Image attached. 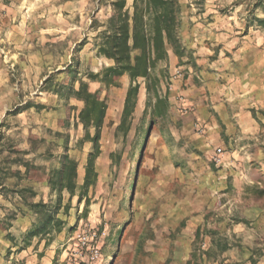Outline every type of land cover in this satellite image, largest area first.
<instances>
[{
	"label": "rangeland",
	"instance_id": "rangeland-1",
	"mask_svg": "<svg viewBox=\"0 0 264 264\" xmlns=\"http://www.w3.org/2000/svg\"><path fill=\"white\" fill-rule=\"evenodd\" d=\"M112 2L0 9V264H127L130 246L187 258L174 264H264V0H176L179 54L166 46L150 73L168 113L151 124L138 79L126 134L128 77L90 79L113 65L98 54ZM80 83L106 106L87 190ZM65 157L72 194L54 178Z\"/></svg>",
	"mask_w": 264,
	"mask_h": 264
},
{
	"label": "trees",
	"instance_id": "trees-1",
	"mask_svg": "<svg viewBox=\"0 0 264 264\" xmlns=\"http://www.w3.org/2000/svg\"><path fill=\"white\" fill-rule=\"evenodd\" d=\"M131 11L125 9L126 0H113L112 16L107 29L101 32L102 42L98 54L112 62L100 75H90L92 81L106 87H117L118 80L126 75L130 81L127 90L124 110L118 131L126 134L131 128L132 112L136 102L139 84L144 80L146 96L150 105L151 124L155 119L168 113L166 94H159V80L150 73L158 62L167 58L166 46H170L176 56L179 54V41L175 36L178 5L176 0H131ZM148 19V21L146 20ZM147 21V22H146ZM264 24V22H262ZM101 77V78H99ZM99 79V80H98ZM76 100L82 103L78 120L85 131L84 140L92 144L90 161L86 166L82 190H87L97 179L93 160L99 153L100 130L103 126L106 106L97 93L90 92L86 83H80L73 93ZM93 130V135H90ZM62 168L54 176L58 182H66L64 189L72 194L76 175V163L65 157ZM51 221L53 218H50Z\"/></svg>",
	"mask_w": 264,
	"mask_h": 264
},
{
	"label": "crops",
	"instance_id": "crops-1",
	"mask_svg": "<svg viewBox=\"0 0 264 264\" xmlns=\"http://www.w3.org/2000/svg\"><path fill=\"white\" fill-rule=\"evenodd\" d=\"M4 0H0V9L3 6ZM224 107V106H223ZM225 108V107H224ZM219 111V106H218ZM234 117V116H233ZM231 117V118H233ZM221 120L226 123H228V133H231L233 131V123L230 120V117H225V112L223 111V116ZM235 122V120L233 121ZM211 125V124H210ZM211 129V126H210ZM210 136V140H211ZM186 215V214H185ZM185 215L183 217H185ZM152 247V248H151ZM128 263L127 264H151L152 260L155 261L154 264H165L168 262V260L172 259L174 264L175 262L181 260L185 261L187 258L182 256H176L173 255V257L168 253V250L165 248H162V246H130V249H128ZM44 260V259H42ZM46 262V261H45ZM40 264H43V261L38 262Z\"/></svg>",
	"mask_w": 264,
	"mask_h": 264
},
{
	"label": "built area",
	"instance_id": "built-area-1",
	"mask_svg": "<svg viewBox=\"0 0 264 264\" xmlns=\"http://www.w3.org/2000/svg\"><path fill=\"white\" fill-rule=\"evenodd\" d=\"M218 151V153L220 152V150H217Z\"/></svg>",
	"mask_w": 264,
	"mask_h": 264
}]
</instances>
